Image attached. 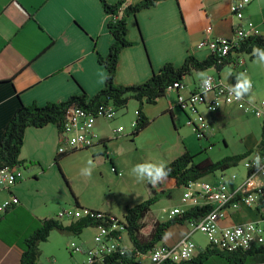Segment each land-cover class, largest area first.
<instances>
[{
	"label": "crops",
	"instance_id": "1",
	"mask_svg": "<svg viewBox=\"0 0 264 264\" xmlns=\"http://www.w3.org/2000/svg\"><path fill=\"white\" fill-rule=\"evenodd\" d=\"M107 1L114 3L117 0ZM129 1L136 3L140 0ZM234 1L236 0H160L154 6L130 15L127 18L126 36L132 44L123 48L119 54L115 82L122 85L141 83L166 62L180 65L188 54L198 59L206 58L211 52L206 48H197L196 43L204 36L207 26L211 27V36L227 37L232 34L239 23L229 9ZM243 13V21H253L264 33V0H251L243 8ZM107 19L100 0H0V138L20 103L58 102L82 91L91 96L103 88L107 71L97 61L95 49L105 55L112 42L107 30ZM240 55L241 52L238 51L231 53L228 56L230 63L220 71L214 68L192 71L182 79L186 85L185 91H191L205 75L213 74L245 97L237 89V78L224 77L227 71L230 74L233 71L240 72L241 68L234 66V62L241 58ZM248 56L250 62L247 64L245 61L248 71L249 63L257 61L258 58L264 61L263 57H251L250 54ZM187 77L190 79L187 80ZM176 94L177 91L174 90L158 98L155 103L144 104L142 113L148 118L149 124L133 137L131 128L126 136L129 137V142L140 138L144 131L164 126L169 118L176 127V109L180 110L176 105ZM236 109L243 111L235 104L223 105L217 111L209 112L210 120L219 115L234 113ZM182 114L185 123L186 115L183 112ZM116 118L117 116L112 120L97 119L95 132L100 138L99 142L89 148L68 149L65 152L57 151L60 137L54 124L25 128L19 153V158L24 161L23 177L10 188L0 190V264H20L24 239L40 226L42 219L55 217L63 208L76 207L78 204L83 208L113 214L119 209L123 214L127 206L145 199L131 201L130 192L122 193L124 202L116 207L112 192H102L97 199H82V192H79L77 177H86L89 171L84 168L90 167L92 163L108 159L112 169L115 168L113 172H118V154L124 150L121 151L116 145L124 136H120L121 132L115 133V127L110 126ZM257 142L258 140L254 141L237 153L253 148ZM217 172L221 174V171ZM224 175L227 176L228 190L235 193L237 187L246 179V169L242 177L236 175L234 179H228L231 174L226 175L224 172ZM218 178L219 175L215 182ZM263 181L264 176L258 175L247 186ZM154 183L159 185L161 192L165 191V187L175 186L171 181L159 182L155 178ZM11 197H17L18 203L3 207V202ZM186 202L182 197L174 202L172 209L179 207L184 210L202 203L198 199L191 203ZM262 208L261 204L239 209L225 207L221 211L219 223L232 225L259 220L263 216ZM152 216L160 220L156 215ZM75 219L62 218L61 221L66 225ZM86 229L76 235L77 242L82 247L92 245V235L84 236ZM189 229L190 223H174L166 229L162 240L157 244L173 245ZM55 233L67 232L52 230L47 240L39 244V264H73L76 259L83 258V255L76 257L68 251V244L75 241L68 242L69 239L62 236L55 246L56 250H48L42 258L44 245ZM201 236L204 235L200 232L192 234L197 245L195 255L208 248V243ZM123 237L124 234L122 243ZM123 245L132 247L131 243ZM62 248L69 255L62 253ZM244 261V264H264V247L249 250ZM203 264L227 262L220 255L211 253Z\"/></svg>",
	"mask_w": 264,
	"mask_h": 264
},
{
	"label": "trees",
	"instance_id": "2",
	"mask_svg": "<svg viewBox=\"0 0 264 264\" xmlns=\"http://www.w3.org/2000/svg\"><path fill=\"white\" fill-rule=\"evenodd\" d=\"M158 1L160 0H140L136 3H131L129 0H117L114 3H110L107 0H100L103 11L108 16L107 30L112 38L108 52L105 55L95 49L97 61L107 71L103 88L91 96L82 91L78 95H71L67 99L58 102L47 101L44 104H37L36 102L31 104L20 103L11 119L7 122L0 138V168L3 166H23L24 161L19 158V153L26 127H41L52 123L57 127L60 134L66 109L71 103H76L88 109L94 108L99 103H111L119 109L125 107L130 99L137 101V113L131 132L133 137L149 124L148 118L142 113L144 104L155 103L158 98L165 96L166 88L169 84L176 80L182 81L192 71H203L209 68L220 71L226 64L230 63L228 57H218L213 53H210L204 59H198L194 55L188 54L180 65L175 66L172 62H166L141 83L117 84L115 82V74L119 54L123 48L132 44L126 36L127 18L130 15H135L136 12L143 8L154 6ZM236 51L248 53L251 57L264 58V33L246 38L240 43ZM253 151H264V116L261 124L260 139L253 148L241 153L224 156L218 160L213 161L206 158L198 162L194 161L195 154L184 150L160 168L166 175L154 178L159 182L161 180L171 181L175 186L188 187L190 182H195L205 175L236 166L239 161ZM113 169L115 170V168ZM159 197L157 192H153L144 200L125 208L121 220L124 222L125 234L132 247L127 248L125 246L126 251L123 254L114 253L107 255L97 264H140L137 260L139 254H145L160 242L170 225L174 223L198 222L211 210L210 204H194L182 212L173 214L168 219L160 221L154 219L151 214V206ZM76 207L84 209L78 204ZM86 209L91 212L102 211L105 216L104 219H109L108 216L114 215L108 211L93 208ZM61 219L55 216L41 220L40 226L22 242L20 264H39V244L47 240L52 230L79 235L84 228L95 227V225L103 223L98 220L99 218L90 217L89 214L77 217L66 225L63 224ZM262 247H264V244L258 248ZM208 248L211 247L208 246ZM208 248L199 251L189 260L179 262L165 260L159 264H203L211 253L223 257L227 264H244V258L249 252V250H239L229 253L216 248Z\"/></svg>",
	"mask_w": 264,
	"mask_h": 264
},
{
	"label": "built area",
	"instance_id": "3",
	"mask_svg": "<svg viewBox=\"0 0 264 264\" xmlns=\"http://www.w3.org/2000/svg\"><path fill=\"white\" fill-rule=\"evenodd\" d=\"M251 0H236L230 4V13L238 19L230 36H211V27L205 28L204 36L196 43L199 49L206 48L218 57L227 58L235 52L240 43L248 37L262 35L260 27L253 21L245 20L243 8ZM235 67L245 73V61L239 58L234 62ZM251 86V83H249ZM186 85L176 80L166 88V94L177 91L176 105L186 115V124L193 127L195 135L204 138L208 130V122L199 110L203 106L208 112H215L223 105L235 104L237 108L246 113H252L257 117L264 116V99L260 101H248L233 86L221 82L213 74L205 75L191 91H185ZM181 90V92H178ZM117 108L111 103H99L94 108L88 109L76 103H71L65 112L62 131L59 134L58 152L68 149L89 148L100 141L95 132L97 119L112 120L116 117ZM120 112V111H119ZM137 111L135 110V114ZM134 125V121L132 126ZM117 127L114 132H121ZM246 169V179L240 184L235 193H231L227 187V176L221 171L217 182L204 181L200 188L192 191L190 182L182 197L186 200H201L204 204H210L211 210L198 222H191L190 229L173 245H154L145 254H139L140 264H159L165 260L174 262L191 259L196 251L197 245L192 238L194 232H200L206 237L208 246L227 252L246 251L264 244V181L254 186H247L248 182L255 176H264V151H253L249 153L243 162ZM23 177V168L3 166L0 168V190L10 188ZM235 173L228 176L234 179ZM196 182V181H195ZM194 198V199H191ZM18 203L17 197H11L3 202V207ZM255 204L263 206V216L259 220L246 221L232 225H220L221 211L225 207L239 209L251 207ZM173 214L182 212L179 207L172 209ZM84 214L99 218L103 223L95 225L92 235V245L82 247L71 241L68 251L84 255L81 260L76 259L73 264H97L107 255L114 253L123 254L126 247L122 245L121 239L126 229L124 222L116 215L104 219L102 211L91 212L84 208H63L57 213L58 218H77ZM105 222V223H104Z\"/></svg>",
	"mask_w": 264,
	"mask_h": 264
},
{
	"label": "rangeland",
	"instance_id": "4",
	"mask_svg": "<svg viewBox=\"0 0 264 264\" xmlns=\"http://www.w3.org/2000/svg\"><path fill=\"white\" fill-rule=\"evenodd\" d=\"M240 57L244 58L247 64L250 62L247 53H241ZM254 62L249 63V71L248 66L245 64L246 73L233 71L230 74L227 71L224 74V77H230L231 79L237 78V89L245 95L246 100L252 102L264 99V61L258 58ZM186 79L189 80L190 78L187 77ZM249 83H251V86H249ZM137 106V101L130 99L125 107L117 110V118L110 125L115 128L121 127L122 131L120 136H124L123 140L116 145L121 151L122 149L124 150L118 154V172H120H113L107 158V160H103L102 162L96 161L92 163L90 167H85L84 169L88 168L86 170L89 171V174L86 177H83L84 175L77 177V182L80 185L79 192H82V199L88 197L97 199L101 197L102 192H112L114 203H116V207H119L124 202L122 193L130 192L131 201H135L137 199H144L153 192H157L160 197L151 206V211L153 212L151 214L156 215L160 220L168 219L172 215V205L175 201L182 198V194L187 190V187L171 185L165 187V191L161 192L158 188L159 185L154 183V176H149L147 172L139 171L141 167L161 168L184 150L195 154L194 161L196 162L206 158L214 161L221 157L240 152L247 145L260 139L263 116L257 117L252 113H246L236 109L234 113L219 115L213 120H210V113L203 106H199L200 112L209 124L206 138L199 139L195 135L193 127L186 124V122L183 123V114L177 108L178 119L176 121V127H174L169 118L167 124L164 126L156 127L150 131H144L140 138L129 142L130 139L126 136H128V131L132 128L135 118L134 110ZM237 111L241 112V114H238ZM110 126L108 125L107 127L110 128ZM243 162L244 158L236 166H231L223 172L226 175L235 173L238 177H242L245 172ZM218 175L219 172L217 171L205 175L191 184L190 189L192 191L199 189L201 183L204 181L214 183ZM91 192L93 193L90 194ZM168 193H171V195L169 196ZM195 199L198 198L195 196ZM192 201L187 200L186 203H191ZM115 211L114 215L121 218L122 212L119 209ZM93 233L94 227H88L84 231V236L91 237ZM55 234L44 245L45 252L41 254L42 258L45 257V253L48 250L55 249L60 236L67 237L69 239L68 242L74 240L75 243L79 244L76 235H72L71 233ZM201 237L203 241L206 240L205 236ZM123 243L125 245L130 244L125 233ZM61 252L69 255L68 251H65L64 248H62ZM72 254L76 257H79V255L82 256V254L78 253ZM81 259L79 258V260Z\"/></svg>",
	"mask_w": 264,
	"mask_h": 264
},
{
	"label": "clouds",
	"instance_id": "5",
	"mask_svg": "<svg viewBox=\"0 0 264 264\" xmlns=\"http://www.w3.org/2000/svg\"><path fill=\"white\" fill-rule=\"evenodd\" d=\"M139 171L147 172L149 176H154L157 178L166 175L160 168L141 167Z\"/></svg>",
	"mask_w": 264,
	"mask_h": 264
}]
</instances>
